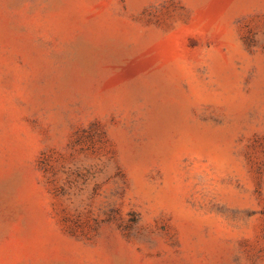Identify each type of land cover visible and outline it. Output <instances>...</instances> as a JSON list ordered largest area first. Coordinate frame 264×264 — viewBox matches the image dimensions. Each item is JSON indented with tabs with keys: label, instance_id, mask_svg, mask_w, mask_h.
<instances>
[{
	"label": "rangeland",
	"instance_id": "374dc122",
	"mask_svg": "<svg viewBox=\"0 0 264 264\" xmlns=\"http://www.w3.org/2000/svg\"><path fill=\"white\" fill-rule=\"evenodd\" d=\"M0 264H264V0H0Z\"/></svg>",
	"mask_w": 264,
	"mask_h": 264
}]
</instances>
